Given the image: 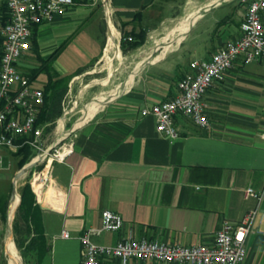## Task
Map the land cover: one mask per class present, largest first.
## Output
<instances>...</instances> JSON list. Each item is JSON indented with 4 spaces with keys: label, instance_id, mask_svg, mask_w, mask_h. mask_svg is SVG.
<instances>
[{
    "label": "crops",
    "instance_id": "0c3cea01",
    "mask_svg": "<svg viewBox=\"0 0 264 264\" xmlns=\"http://www.w3.org/2000/svg\"><path fill=\"white\" fill-rule=\"evenodd\" d=\"M251 1L242 0L246 5L238 8L230 0H198L197 5L195 0H115L108 12L101 0H74V7L36 29L19 71L26 76L41 60L59 53L53 71L72 77L71 97L75 83L96 73L107 53H120L123 34L143 31L152 39L177 17L176 11L184 8L192 10L187 18L195 15L192 24L181 27V22L167 37L171 42L170 37L184 29L183 53H149L120 94L90 103L96 104L74 130L73 151L56 165L54 184L40 204L39 225L32 234L39 238V264H81L80 237L88 228L102 226L106 210L121 215L124 226L94 237L98 245L114 246L132 237L192 247L213 245L224 222L238 225L257 208L245 264H264V63L239 59L213 82L204 97L211 124L207 130L178 117L180 137L170 141L157 132L153 117L141 114L178 94V81L193 60L210 59L242 36ZM262 19L264 26V13ZM111 35L115 46L108 51ZM2 52L0 38V61ZM47 80L43 73L34 85L43 90ZM87 90L81 85L71 98L81 101ZM6 156L10 160L4 152ZM9 168L10 163L5 174L0 170L4 182ZM248 188L263 194L260 203L245 197ZM64 232L69 239L62 238ZM17 258L11 255L10 264H19Z\"/></svg>",
    "mask_w": 264,
    "mask_h": 264
},
{
    "label": "built area",
    "instance_id": "2783aa9c",
    "mask_svg": "<svg viewBox=\"0 0 264 264\" xmlns=\"http://www.w3.org/2000/svg\"><path fill=\"white\" fill-rule=\"evenodd\" d=\"M101 1L109 12L108 8L115 0ZM74 6V0H0V38L3 40L0 61V170L4 165V152L15 154L24 146H29L33 151L42 147L44 128L39 124V115L45 104L44 91L23 75L18 66L31 49L36 29L51 23L56 15ZM263 13L264 0H252L242 25V36L226 43L210 59L193 60L188 73L178 81V94L141 112L143 117L155 119L159 134L170 141L177 140L180 137L176 126L178 117L190 119L201 130L211 127L204 97L213 82L239 59L245 63H264ZM72 151L73 143L57 151L50 159L51 163H63ZM43 159L40 156L32 162L39 160L40 163ZM245 197L255 198L260 203L263 194L248 188ZM258 214V208L250 211L238 225L224 222L211 246L184 247L132 237L114 246H104L94 243L93 238L104 232H119L124 226L121 215L106 210L102 213V226L88 228L80 237L81 264H103L108 260L118 264H129L133 260L177 264H245L248 237L255 228ZM62 238L69 239L70 234L64 232Z\"/></svg>",
    "mask_w": 264,
    "mask_h": 264
},
{
    "label": "rangeland",
    "instance_id": "374dc122",
    "mask_svg": "<svg viewBox=\"0 0 264 264\" xmlns=\"http://www.w3.org/2000/svg\"><path fill=\"white\" fill-rule=\"evenodd\" d=\"M230 1L236 2L238 8H243L246 5V3H243L242 0ZM196 2L198 3V0H195L194 5H197ZM191 12L192 10H187L184 8L176 11L177 17H174L172 21H170L166 26L161 27L160 31L154 35L152 39H147L146 37L144 47L136 49L132 52L130 51V53L129 51H125L119 47L120 53H118L117 56L114 52L109 53L108 57L104 56L94 69L96 73L83 76L78 82L75 83L71 97H74L81 85L84 87L88 86V90L86 93H84L81 101L73 100L68 96L67 93L62 105V115L56 120L55 123L42 125L44 128L42 147L39 150L31 151V157L25 166L40 156H43L44 159L16 182L15 195L19 196L20 202L15 209V214H13L12 217L10 215V211L15 197L14 196L12 198L14 179L17 173L21 170L20 159L22 157H11L10 155L11 161L9 158H7V156L4 158V165L1 173L5 174L4 172L6 168L9 167V163L10 168L6 172L8 174V182H4V179L0 178V193H4V195L0 198V200H2L0 202V224L2 226H0V264H10L11 255L9 252V246L13 248L16 246L15 251L20 257V264H39L41 262L39 254L40 252H37L36 250L35 252H27V258L25 259L16 244L17 235L14 232V224L17 215L19 212H22L24 217L30 218V212L27 210V207L25 205L21 206L23 190L27 187L29 188L31 200H33L37 206L35 217L32 219L31 223L32 231H36V227L39 225L37 220L39 218L38 214L40 210V204L47 192H49L52 188V185L54 184L55 167L56 165L60 164L59 162L54 161L47 169L48 163L52 156L57 153V151H62L73 143L75 135L74 130L78 128L76 126L83 119L82 117L84 115L83 113L85 109L86 114L88 109L93 106L90 103H92L95 98H99L96 100L97 102L103 98H111L110 96L120 94L127 81L132 79V76L135 75L139 66L144 64L143 62L148 57L149 53H156L155 56H163L170 53H183L181 51L182 48L180 47L181 42L173 43L172 48L170 50H166L165 52L167 43L170 42L167 37L177 26L181 24L182 21L187 18V16H189ZM44 77L45 75L41 76L40 80L45 79ZM65 113H67V116H65ZM62 119L65 120L64 127L61 124ZM51 148L52 150H50ZM8 218L10 230L13 231V238L11 232L6 228ZM30 238L33 237L31 236ZM17 259L19 262V258Z\"/></svg>",
    "mask_w": 264,
    "mask_h": 264
},
{
    "label": "trees",
    "instance_id": "16d2710c",
    "mask_svg": "<svg viewBox=\"0 0 264 264\" xmlns=\"http://www.w3.org/2000/svg\"><path fill=\"white\" fill-rule=\"evenodd\" d=\"M122 49L125 51L136 50L144 45L146 39V33L141 31L138 34L125 33L122 36ZM129 38L131 40H129ZM59 53H55L48 60H41V64L37 69L32 70L26 76L31 82H34L39 75L45 73L48 76V81L43 88L45 95V104L41 109L39 115V124L55 123L56 120L62 115L63 102L69 90V83L72 77H61L59 74L53 71V62ZM31 148L24 146L18 153L10 154L11 157H22L20 159V169H22L29 161L31 157ZM2 200H0L1 202ZM4 201V200H3ZM2 204V203H1ZM26 206L30 212V218L24 217L22 212H19L15 219L14 232L17 235L16 244L21 254L26 259L27 252L34 251L38 242L37 239L30 238L33 234L31 229L32 219L35 217V211L37 209L36 204L31 200V193L29 188L23 190L21 206ZM23 224V225H22Z\"/></svg>",
    "mask_w": 264,
    "mask_h": 264
},
{
    "label": "bare ground",
    "instance_id": "6f19581e",
    "mask_svg": "<svg viewBox=\"0 0 264 264\" xmlns=\"http://www.w3.org/2000/svg\"><path fill=\"white\" fill-rule=\"evenodd\" d=\"M194 18H195V15H193V16H191V17L185 19L184 21H182V26H181V27H185V26L189 25V24L194 20ZM193 22H194V21H193ZM193 22H192V23H193ZM192 23H191V24H192ZM111 27H112V26H111ZM190 27H191V26H190ZM190 27L187 28V31H189V28H190ZM111 30H112L113 35H116V34H114V33H115L114 30H113V29H111ZM175 35H177V36H175ZM184 36H185V30H184V29L176 31V32L173 34L172 38H171V42L167 45L166 50H170V49L172 48L173 43H176V42L179 43V42L181 41V39H182ZM115 42H116V41H115ZM114 46H115L114 38H113V36L111 35V39H110V44H109V47H108V51L111 49V47H114ZM116 49H117V48H116ZM111 51H112V50H111ZM108 54H109V53H107L106 57H108ZM115 54H116V56H117L118 53H115ZM111 61H112V60H111ZM106 83H107V82H106ZM104 99H105V98H104ZM103 101H104V100H103ZM103 101H102L101 103H99V104L96 106V109H99V108H100V106L103 104ZM95 104H96V103H94L93 106H95ZM87 115H88V113L84 116L85 118H83V119L81 120V122L78 123V125H77L76 127H79V125H81V124L84 122V120L87 118ZM61 124H62L63 127L65 126V120H64V119H62ZM76 127H75V128H76ZM60 130H61V129H60ZM50 164H51V161H49L48 166H47V169L50 167ZM19 202H20V198H19V196H18V195H15L14 200H13L12 205H11V211H10V212H11V213H10L11 217H12L13 214H15L14 212H15V209H16V207L18 206ZM15 248H16V246H15ZM15 248L9 246V252H10V255H14V256H17V257L19 258V264H20V257H19V255L16 253Z\"/></svg>",
    "mask_w": 264,
    "mask_h": 264
},
{
    "label": "water",
    "instance_id": "95a60500",
    "mask_svg": "<svg viewBox=\"0 0 264 264\" xmlns=\"http://www.w3.org/2000/svg\"><path fill=\"white\" fill-rule=\"evenodd\" d=\"M39 163V160L38 161H34V162H31L30 164H28L27 166H25L24 168H22L18 173L17 175L15 176V179H14V188H13V194H12V197L15 196V193H16V189H15V185H16V182L22 178L23 176H25L31 169H33L37 164ZM7 229L11 232V235H12V238H13V231L10 230V224H9V218L7 220Z\"/></svg>",
    "mask_w": 264,
    "mask_h": 264
}]
</instances>
